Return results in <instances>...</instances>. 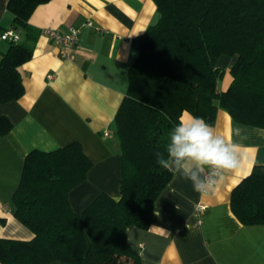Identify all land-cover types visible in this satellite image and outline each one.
Wrapping results in <instances>:
<instances>
[{
  "label": "trees",
  "instance_id": "1",
  "mask_svg": "<svg viewBox=\"0 0 264 264\" xmlns=\"http://www.w3.org/2000/svg\"><path fill=\"white\" fill-rule=\"evenodd\" d=\"M49 0H8L12 27L23 38L0 57V103L24 93L18 67L31 59L34 9ZM159 18L132 44L138 56L114 122L121 150L120 197L100 193L81 219L68 194L85 181L92 160L78 141L33 149L13 193L14 216L30 240L0 238V264H141L126 228L147 229L156 198L172 177L157 163L183 111L214 125L218 109L241 124L264 128V0H153ZM221 55L235 57L226 90L217 91ZM13 123L0 115V135ZM229 206L243 225H264V164L233 187ZM3 222V221H2Z\"/></svg>",
  "mask_w": 264,
  "mask_h": 264
},
{
  "label": "crops",
  "instance_id": "2",
  "mask_svg": "<svg viewBox=\"0 0 264 264\" xmlns=\"http://www.w3.org/2000/svg\"><path fill=\"white\" fill-rule=\"evenodd\" d=\"M7 2L0 0V34L12 27ZM158 18L153 0H49L34 9L28 21L38 32L33 54L18 67L24 93L0 103V115L13 123L0 135V238L34 236L15 218L12 200L24 158L33 149L51 151L78 141L92 160L85 181L68 194L79 219L100 193L119 199L121 150L114 116L128 88L129 67L138 56L132 40ZM69 27L80 29L71 49L55 45L41 32ZM9 46L0 39V57ZM234 61L232 56L219 57L217 91L229 86ZM186 114L181 117L187 119ZM211 127L239 146L240 170L224 179L214 196H202L172 172L155 200L149 227L126 228L127 242L141 264H264V225L241 224L229 206L233 187L254 165L264 164V128L235 122L222 109ZM197 202L207 205L200 223L193 216Z\"/></svg>",
  "mask_w": 264,
  "mask_h": 264
},
{
  "label": "clouds",
  "instance_id": "3",
  "mask_svg": "<svg viewBox=\"0 0 264 264\" xmlns=\"http://www.w3.org/2000/svg\"><path fill=\"white\" fill-rule=\"evenodd\" d=\"M172 129L165 156L157 163L179 173L202 196H214L224 179L241 168L239 146L216 132L203 118L186 114Z\"/></svg>",
  "mask_w": 264,
  "mask_h": 264
},
{
  "label": "built area",
  "instance_id": "4",
  "mask_svg": "<svg viewBox=\"0 0 264 264\" xmlns=\"http://www.w3.org/2000/svg\"><path fill=\"white\" fill-rule=\"evenodd\" d=\"M87 24H91L88 22ZM42 34L49 38L55 45L64 47L67 49L73 48L79 39L80 29L77 27H69L66 31H60L54 28H45ZM23 38V32L21 29L13 27L7 28L0 34V39L11 43L20 42ZM107 135V132L104 133ZM207 205L203 202H197L193 206V216L196 218L197 223H200L202 214L206 211Z\"/></svg>",
  "mask_w": 264,
  "mask_h": 264
}]
</instances>
